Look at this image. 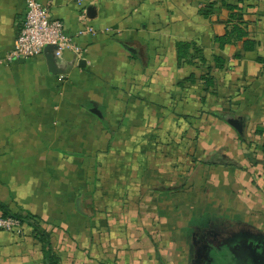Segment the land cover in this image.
<instances>
[{"label": "crops", "instance_id": "crops-1", "mask_svg": "<svg viewBox=\"0 0 264 264\" xmlns=\"http://www.w3.org/2000/svg\"><path fill=\"white\" fill-rule=\"evenodd\" d=\"M26 1L0 0V202L35 217L58 264H165L200 198L264 234V0H38L87 30L56 73L7 58ZM235 24L248 35L216 39ZM179 41L207 61L179 64ZM0 264H47L27 222L0 229Z\"/></svg>", "mask_w": 264, "mask_h": 264}, {"label": "built area", "instance_id": "built-area-1", "mask_svg": "<svg viewBox=\"0 0 264 264\" xmlns=\"http://www.w3.org/2000/svg\"><path fill=\"white\" fill-rule=\"evenodd\" d=\"M26 5L23 25L16 35L12 50L7 55L9 60L45 56L47 46L53 48L52 53L56 60L63 58L67 50L82 57L83 49L76 38L85 34L87 30L79 29L75 34H70L66 31L64 22L52 17L49 8L40 1L27 0ZM21 224L20 219L3 216L0 213V229L14 232Z\"/></svg>", "mask_w": 264, "mask_h": 264}, {"label": "rangeland", "instance_id": "rangeland-1", "mask_svg": "<svg viewBox=\"0 0 264 264\" xmlns=\"http://www.w3.org/2000/svg\"><path fill=\"white\" fill-rule=\"evenodd\" d=\"M194 176H195L194 180L199 182V180H200L199 176L200 175L197 174V176H196V174H194ZM210 185L211 184L209 183L208 192H210L211 196L213 197V193H212L213 189L210 188ZM191 188H193V187H191ZM198 189H199L198 187H195L193 189L188 188L187 190H188V192L198 194L197 193V192H199ZM183 191H184L183 193H187V191H185V190H183ZM215 197H218V195H215ZM181 198H183V197H181ZM199 198L200 197H197V198L195 197V198H193V200L196 201V200H199ZM179 200H181L182 202L184 201V199H179ZM215 200L216 199L214 198L213 201H215ZM208 201L209 200H206L204 198V201L202 202L201 198H200L199 205L195 204V206H191L189 208V206L181 204L179 206L180 208L178 207L179 210L182 209L183 211L185 209L189 208L191 211L189 210L188 213H190L191 216L187 222L186 218L189 216V214L185 215V213H180V215H182V218H181L182 221H178V222H179L180 226L182 225V228H187V233L184 234L183 238H182L183 235L180 232L177 233V231H176V232L172 233V235L174 234L172 238L174 239L175 237H177V242L180 245H182V242H183V245L181 246L180 253H177V252L165 253L164 255H162V259H163L162 261L165 262V264H171L170 260L172 259V261H173V259L175 257H176V260H174L173 262H176L178 264H199V262L196 260V257H195L196 256V254H195L196 238H197V236L194 235L195 230H202L205 226H207L209 224L213 230H216L217 232H223L225 230V225H229V226L240 225L239 221L233 219V216L231 215V213H229L228 211L227 212L224 211L223 207H222V209L218 210L217 204L215 206L212 205L213 203H211L209 205ZM216 201H219V200H216ZM221 203L222 202L220 201V204ZM222 204L220 206H222ZM164 208H165V210L162 211L164 214L163 217L167 218V219L170 218L169 220H174V217H172L171 215H169V218L167 217L168 214L171 213L172 207L169 210H166L168 208V206H164ZM201 216L203 218H201ZM181 219H179V220H181ZM173 227L174 226H172V228ZM176 228H179V227H176ZM167 240L169 241V239H167ZM225 250L226 249H224L223 255L218 254V253H212V256L214 257L213 264H234L233 258L230 256H227L228 251H226L227 252L226 253ZM199 257H201V256H199Z\"/></svg>", "mask_w": 264, "mask_h": 264}, {"label": "trees", "instance_id": "trees-1", "mask_svg": "<svg viewBox=\"0 0 264 264\" xmlns=\"http://www.w3.org/2000/svg\"><path fill=\"white\" fill-rule=\"evenodd\" d=\"M212 7V6H211ZM210 7V8H211ZM209 8V10H205V14L208 15L211 11V9ZM227 8L231 11H234L235 9H237L235 13L231 12V17H235L236 19H238L240 21V23L244 22V17L242 12H239V8L228 4ZM248 32L238 26V24H235L233 26V28L231 30H227V32L225 33V35L217 37L216 39L222 43L225 42H230L232 40L233 37H236L237 39H241L244 36H247ZM193 44L186 42V41H179L177 42V55H178V61L179 64H183V63H190L192 60L190 57H199L200 60L202 62H206L207 58L203 52V49L198 47V46H193L194 47V53L190 54V48L192 47ZM255 46V40H246L245 41V48L246 49H252ZM215 62H222L223 60L218 57L215 56L214 57ZM206 82L208 85H214L215 81L214 78L212 76H207L206 77ZM0 208L3 210L1 215L3 216H12L15 218H18L21 220V222H27L29 225L32 226L33 231L35 236L42 242L43 244V252H44V257H45V261L47 264H58L59 260L56 257V255L53 253V249H52V244H51V240H50V236L49 234L39 225V223L37 221H35V217L31 214H19L16 212L11 211L4 203L0 202Z\"/></svg>", "mask_w": 264, "mask_h": 264}, {"label": "flooded vegetation", "instance_id": "flooded-vegetation-1", "mask_svg": "<svg viewBox=\"0 0 264 264\" xmlns=\"http://www.w3.org/2000/svg\"><path fill=\"white\" fill-rule=\"evenodd\" d=\"M194 235L197 236L195 257L199 264H213L214 257L212 253L223 255L224 249H226L225 252L228 251V253L226 252L228 254L227 256L236 260L231 249L234 246H238L239 250H243L244 248L245 251H248L246 241H253L255 244H260L264 248V234L241 225H225L223 232H217L208 224L202 230H195Z\"/></svg>", "mask_w": 264, "mask_h": 264}, {"label": "water", "instance_id": "water-1", "mask_svg": "<svg viewBox=\"0 0 264 264\" xmlns=\"http://www.w3.org/2000/svg\"><path fill=\"white\" fill-rule=\"evenodd\" d=\"M52 51H53V48L51 46H47L45 49V57H46V61L48 64L49 71L51 73H56L59 70L57 66V60L54 57ZM79 64L81 66H84L86 62L84 59H81ZM92 110L94 112L99 113V110L96 107H94ZM228 122H230L231 124L239 128L237 125L239 120H237L236 118L229 119ZM78 208H79V205H78ZM245 243L247 244L248 251H245L244 248L243 250H239L238 246H234L231 249V252L236 257L235 264H264V248L261 247L260 244H257V243L255 244L253 241L252 242L246 241Z\"/></svg>", "mask_w": 264, "mask_h": 264}]
</instances>
